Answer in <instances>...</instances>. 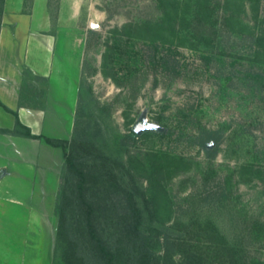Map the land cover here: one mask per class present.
<instances>
[{
    "label": "rangeland",
    "instance_id": "rangeland-1",
    "mask_svg": "<svg viewBox=\"0 0 264 264\" xmlns=\"http://www.w3.org/2000/svg\"><path fill=\"white\" fill-rule=\"evenodd\" d=\"M83 2V48L59 72L70 93V114L60 113L67 136L53 128L52 140L67 141L90 170L86 195L105 245L124 242V257L143 253V264H212L211 236L245 237L246 262L264 258V0ZM146 22L148 31L123 29ZM42 83H27L28 100ZM56 149L48 187L0 192V264H20L31 206L55 242L63 189L67 227L86 237L70 201L75 176ZM130 202L144 224L135 244L124 233Z\"/></svg>",
    "mask_w": 264,
    "mask_h": 264
},
{
    "label": "crops",
    "instance_id": "crops-1",
    "mask_svg": "<svg viewBox=\"0 0 264 264\" xmlns=\"http://www.w3.org/2000/svg\"><path fill=\"white\" fill-rule=\"evenodd\" d=\"M49 1L3 0L0 103L15 112L20 123L33 135L52 139L53 128L61 129L67 136L68 125L60 113L70 114V93L59 76L60 66L70 63L71 52L81 53L87 22L82 20L83 0H53L51 7ZM34 79L43 81L37 86L42 95L39 98L30 95L28 100L24 91L27 83L32 84ZM55 87L56 99L51 102V91ZM14 129L15 117L0 105V192L17 189L39 193L56 176L57 158L52 162L57 149L42 140L1 132ZM16 203L23 206L21 202ZM29 210L20 264H52L53 229L35 207Z\"/></svg>",
    "mask_w": 264,
    "mask_h": 264
},
{
    "label": "trees",
    "instance_id": "trees-1",
    "mask_svg": "<svg viewBox=\"0 0 264 264\" xmlns=\"http://www.w3.org/2000/svg\"><path fill=\"white\" fill-rule=\"evenodd\" d=\"M52 1H49L48 6H52ZM2 7L3 0L0 1V23L2 16ZM149 23L143 24H126L123 26V29H129L132 26L137 27L138 30L148 31ZM5 111L11 113L15 117V127L16 129L1 130L2 133H9L13 135H21L23 137L42 140L45 144L53 147L60 148L62 150V155L65 164L76 179L73 190L70 191V201L71 198L76 199L79 202V214L83 215V228L81 231L85 233V236H75L73 235L72 228L67 227L66 215H67V191L63 189L61 191V203L57 207L58 215V225L55 232V242L53 248V261L52 264H126L127 260L130 259L132 264H143V253L139 256L128 255L127 258L124 257L123 249L125 248L124 242H120L114 250H110L100 237L96 224L93 218L94 215V206L89 202L86 195L85 185L88 181V174L90 170L85 166H79V160L76 157H73L67 151V141L52 140L45 136H36L33 135L30 130L22 125L18 119V116L15 112L10 111L4 105L0 103ZM23 130V131H21ZM131 137H135L136 134L134 131L130 133ZM73 144H78L77 142H72ZM79 145H85V142L79 143ZM127 195L131 199L133 197L132 192H128ZM71 209V208H70ZM129 209L132 212L133 219L128 222L125 229V234L133 235L136 237V241H133V244L137 241H141L143 236V219L141 210L136 208L131 202ZM257 225V224H256ZM254 229V228H253ZM80 231V230H79ZM215 231V230H214ZM129 233V234H128ZM130 235V236H131ZM218 235V234H217ZM219 237L220 239H218ZM124 238V237H123ZM127 238V236H125ZM245 237L238 238L234 243H228L221 236H211L210 244L213 250L214 260L212 264H248L246 262V252L244 250L243 241ZM145 242H141V246H144ZM91 246V248H89ZM133 249V248H132ZM70 251V257H69ZM205 258L200 256L192 257L191 263L189 264H208ZM131 263V262H130ZM252 264H264V258H258Z\"/></svg>",
    "mask_w": 264,
    "mask_h": 264
},
{
    "label": "water",
    "instance_id": "water-1",
    "mask_svg": "<svg viewBox=\"0 0 264 264\" xmlns=\"http://www.w3.org/2000/svg\"><path fill=\"white\" fill-rule=\"evenodd\" d=\"M139 129H140V126H138V127L134 130L135 134H137V133L139 132Z\"/></svg>",
    "mask_w": 264,
    "mask_h": 264
}]
</instances>
